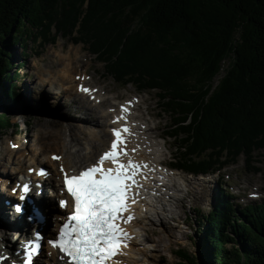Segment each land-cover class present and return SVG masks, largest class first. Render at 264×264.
Listing matches in <instances>:
<instances>
[{"label":"trees","instance_id":"16d2710c","mask_svg":"<svg viewBox=\"0 0 264 264\" xmlns=\"http://www.w3.org/2000/svg\"><path fill=\"white\" fill-rule=\"evenodd\" d=\"M59 36L106 62L115 83L156 91L171 119L167 137L178 143L170 166L215 173L244 156L258 171L264 0H0V107L18 96L14 46L25 58L26 41L42 48ZM14 127L0 114V133ZM198 222L197 256L180 250V264H264V200L239 207L219 190Z\"/></svg>","mask_w":264,"mask_h":264},{"label":"rangeland","instance_id":"374dc122","mask_svg":"<svg viewBox=\"0 0 264 264\" xmlns=\"http://www.w3.org/2000/svg\"><path fill=\"white\" fill-rule=\"evenodd\" d=\"M25 44L28 52V56L25 58L20 55L21 49L18 45H15L12 50L15 58L13 59V68L9 71L19 75L15 83L18 92L15 104L11 106L9 103H5V106L0 107V114L8 116L16 126L12 131L0 133V164L3 165L0 167V173L3 176L0 175V177L3 181L4 177H12L6 169L10 166L7 157V145L12 143V148H9L10 151L17 155L25 153L26 156L28 152L31 153L39 149L36 142L38 136H43L46 144L51 142L49 138H46L50 131V124L54 127L53 131L56 126H59L58 122L64 124V128H61L63 133L61 140H64L68 145L73 156L71 157L72 162H76L73 158L77 151L82 155L90 152L86 148L89 147L88 141L91 136L88 134L89 132L86 133L87 135L80 134V130H86V128L76 121L75 110L78 102H75V106L73 105L69 111L73 117H69L64 108L67 103H72L71 94L73 91L70 89V93L64 95L61 84L65 86L66 83L57 81L58 73L68 63L65 60L67 54L70 55L69 64L76 67L72 70L75 74L73 76H79L80 72L83 75L85 71V76H83L87 84L98 91L99 97L101 96L105 100L103 105L95 107L98 112L107 111L115 103L126 99L140 100L135 115H139L138 117L142 121L145 120L147 125L144 124V127L149 129L145 133L147 144L152 141L154 152L157 153V156H151L153 157L151 162L157 163L159 160L165 165H170L174 155L179 157V153L176 151L177 141L167 137L168 132H170L168 127L171 124V119L168 114L161 111L156 91H139L133 85L121 86L115 83L104 72L106 62L97 60V55L92 54L82 43H72L70 39L59 36L54 43L42 48L38 41L28 40ZM60 55L62 61L59 59ZM21 62L23 63L22 67H20ZM223 66L225 68L226 63ZM50 82H55V84ZM216 84L217 81L214 85ZM43 95L46 97H44L46 107L42 106ZM104 122L101 120L99 125H104ZM63 124L60 125L63 126ZM102 128L108 131L105 126ZM100 130V126H92L90 132L94 134L96 131V134L100 135ZM55 131L58 132L57 129ZM72 138H76L77 143L72 142ZM13 145L14 147L17 146L16 149ZM51 152L56 155L57 149ZM147 152L150 153L151 151L147 150ZM86 155L89 156V154ZM252 166L258 171H253L247 165L245 157L240 156L234 165L226 166L208 178L191 177L173 170L169 171V168L166 167L167 173L164 177L166 188L158 187L159 193L162 195L161 201L154 204L153 209L149 208L150 214H143L144 219L148 217L149 221L135 228L141 233V237L138 239L141 249L147 248L148 250L145 258L146 264H180L177 257L180 250L185 251L190 256H197L196 250L200 242L197 231L198 220L214 207L219 189L215 180L222 184L221 190H231L236 204L244 206L249 203H260L264 199V151L253 153ZM162 171L164 172V170ZM0 187L2 188V182H0ZM249 194H252L254 199L248 198ZM0 196L4 198L1 192ZM53 206L56 207V200L53 202ZM50 219L51 217L47 216V227L44 226L46 229L54 228L53 219ZM11 235L7 232L6 241L16 246V241L13 239L16 236ZM158 242H160L159 247ZM45 246L46 243L44 242L43 254L46 253ZM139 258L143 259L144 256Z\"/></svg>","mask_w":264,"mask_h":264},{"label":"bare ground","instance_id":"6f19581e","mask_svg":"<svg viewBox=\"0 0 264 264\" xmlns=\"http://www.w3.org/2000/svg\"><path fill=\"white\" fill-rule=\"evenodd\" d=\"M65 57H66L65 60L68 63L65 66H63L64 68H62V70L58 73L57 81L59 80L62 83H66L65 86H63L61 84V89H63L62 93H64V95H65V93L66 94L70 93L69 91H71V90L73 91L71 94L73 101H72V103H67L66 106H64V108L67 110L69 117H73V116H71L69 111H70L71 107L74 104H76L75 102H78V106L76 107V110H75L76 121L78 124H80L86 128V130L81 129L80 134L87 135L86 133L89 132L88 134L92 138V139L90 138V140L88 139L89 140L88 141L89 147L86 148V149H89L90 152L88 150L89 153H85L84 155H82L79 151H77L74 154V158H73L76 160V162L75 161L72 162L71 157H73V156L71 155V153L69 151V147L64 142V140H61V139H63V133H62L61 128H64V124L62 122H60V123L58 122L59 126L55 127V129H57L58 132H56L55 129L53 131L54 127L52 124H50V126H49L50 131L47 133L46 138H49L51 142L46 144L44 142L45 138L43 136H38L36 138V142L39 145V149L34 150L31 153L28 152L26 154V156H25V153H22L21 155H17L13 151H10L9 148H11L12 143L7 145V148H6L7 153H8L7 157H8V163H10V166H8V168H6V169L8 170V173H10L9 175H11L12 177H9V178L4 177L5 178L4 181L1 179L2 177H0V180H1L0 182H2V188L0 187L1 195L4 196L3 193L7 192L6 196H4V198L0 196V246H2V247H0V258L4 257V251L5 252L9 251L12 254L18 253L17 247L11 245V243L6 241L7 232L12 234V235L13 234H19L21 236L27 235L26 230L15 231L14 227L17 224L16 220H18L20 218L27 219L26 216L30 215V213L28 211H25V213L23 214L25 216H23V217L22 216L12 217L9 214L11 206L14 204V201L8 199L7 196L8 197L10 196V198H14V199H18V197L9 193V190L6 188V180H12L13 176L16 173L17 174H21V173L27 174L26 171L28 169L33 168V167L35 169L37 166H45L47 164L46 167L48 169V172H47L46 178H45V186H46L47 192L45 194V199L43 200V202L46 204H50L51 205L50 208L52 210H54V212L56 214H52V211H49L47 214L46 210L42 207H40V210L42 211L43 215H45V216L49 215L51 217V219H53V222H55V225L57 226V223L59 221H62V219H61L62 213H60L62 211L59 208L56 209V207L53 206V202L55 201V199H59L61 197L60 194L62 192L60 187H59L61 179L59 181L57 179L58 177L61 178V175H62V173L59 172V168L63 167V169L66 172H68L69 174H72L71 169H73V167H75L76 169H79V170H83L86 167H90L93 164L96 157L99 156V153L103 149L105 150L106 148H108L106 146L107 141H108V131L104 130L102 128V126L103 127L106 126L112 117H109L108 111L98 112L95 109V107L97 106L96 104H93L90 102H84L83 100H85V98L80 96L79 93H77V90L75 91V87L77 89L78 85H74L76 77L73 76L75 74L73 73L74 71L72 72V70L76 69V67H72L73 64L72 65L69 64V62H70V60H69L70 55L69 54H67ZM61 58H62V56L60 55L59 59L61 60ZM84 72H83V75H84ZM52 78H54V77H52ZM50 83L55 84V82H50ZM48 92H51V91H48ZM60 95H62V94H60ZM44 97L45 96L43 95L42 96V98H43L42 99V102H43L42 106L46 107V101H45ZM97 97L99 98V96H97ZM133 112H134V110L131 111V109H130L129 114H127V115L122 114L124 118L128 119V125L131 128L133 126L131 124V121H129V119L131 118V116H133ZM78 113H79V115H77ZM117 117H119V115H116V118ZM101 120L105 121L106 123L104 122V125H99ZM141 121H142V119H141ZM60 124H63V126ZM118 124H119V122L115 123L114 125H118ZM142 125H143L142 123L139 124L140 127ZM92 126H100V128H101V130L99 132L100 135H97L96 131L94 132V134H92L90 132ZM142 128H143L142 130L138 129L136 131V132H140V133H137L136 140L134 142H132L133 145H135L136 149L139 152L141 151L143 144L148 143L146 136H145V132L149 131V129L144 127V125L142 126ZM72 142L77 143V139L72 138ZM55 149H57L56 155L60 157V159L57 163L53 162L51 160V156L54 155V153L51 151H53ZM86 154H89V156ZM139 154L141 155V153H139ZM27 156H29V157H27ZM141 156H143V155H141ZM1 166H3V165L0 164V167ZM147 170L149 171L151 169L148 167ZM153 173H155V172H152V175H154ZM0 175L3 176L1 173H0ZM27 176L30 178L33 177L29 174H27ZM148 177H149V174H148ZM155 180L156 181H154L153 183H151L149 180H146V184H153L154 187L151 185V188L149 190H147V192H144L146 190L144 188V191L141 194V195H143V198L140 201L141 204L138 205L136 207V209L132 212V216L134 218L131 219L126 224L128 231L131 235V238L128 240L127 247L125 248L126 251L120 252L110 264H146L145 258L147 257L146 254H147L148 250H147V248L141 249V247H140L141 245H139L140 243L138 242V239L141 237V233L139 231L135 230V228L138 227L139 225L144 224L146 221H149V219H147L148 217L144 219L143 214H145V213L150 214L151 210H149V208L153 209L154 204L160 202L162 199V197H161L162 195L159 193L158 189H155V185L159 181L163 183V180L162 181H161V179H155ZM205 180H207V179H205ZM7 202L9 203V206L6 205ZM29 224H30V226H35V225H37V221L32 220V223L29 222ZM43 225L46 226L47 222L44 221ZM33 228L34 227H32L31 229H33ZM13 239L17 242V240L19 238L14 237ZM10 242H12V240H10ZM19 242H21V241L19 240ZM159 246H160V242H158V247ZM19 254H20V252L17 255H19ZM140 256H144V258L140 259L139 258ZM48 258L53 259L54 263H57L56 257H55V252L47 246L46 247V253L44 252V254H42V260H38V261L43 262V260L48 259ZM0 264H5V262H0ZM57 264H61V263H57Z\"/></svg>","mask_w":264,"mask_h":264},{"label":"snow or ice","instance_id":"6c2138e0","mask_svg":"<svg viewBox=\"0 0 264 264\" xmlns=\"http://www.w3.org/2000/svg\"><path fill=\"white\" fill-rule=\"evenodd\" d=\"M80 90L85 93L91 91L83 87ZM126 111L121 106V112ZM122 119L123 115L112 123ZM110 131L113 139L109 150L99 157L96 164L75 175L61 168L65 189L72 198L73 212L60 228L58 238L49 243L70 258L69 264H105L118 253L122 242L127 239L122 224L134 218L130 205L136 202L138 196L134 188L140 187L136 177L142 165L129 156L126 136L131 133L126 123ZM53 159L60 157L54 156ZM105 161H110L113 166L104 168ZM28 191L29 186L25 184L23 192ZM66 204L65 200L59 201L61 208ZM17 211L20 209L17 208ZM35 239H41L39 233Z\"/></svg>","mask_w":264,"mask_h":264}]
</instances>
